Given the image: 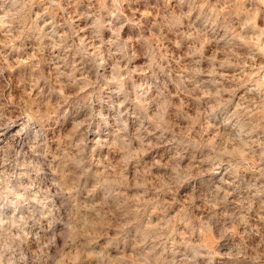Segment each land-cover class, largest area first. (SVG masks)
<instances>
[{
  "label": "clouds",
  "instance_id": "clouds-1",
  "mask_svg": "<svg viewBox=\"0 0 264 264\" xmlns=\"http://www.w3.org/2000/svg\"><path fill=\"white\" fill-rule=\"evenodd\" d=\"M0 264H264V0H0Z\"/></svg>",
  "mask_w": 264,
  "mask_h": 264
}]
</instances>
